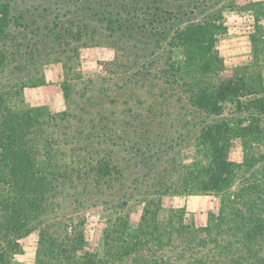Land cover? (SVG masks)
<instances>
[{
    "label": "rangeland",
    "instance_id": "obj_1",
    "mask_svg": "<svg viewBox=\"0 0 264 264\" xmlns=\"http://www.w3.org/2000/svg\"><path fill=\"white\" fill-rule=\"evenodd\" d=\"M191 24L211 36L197 50L177 39ZM0 61V108L39 109L47 184L27 234L0 227V264H121L168 225L227 215L240 189L264 202V0H0ZM193 77L223 90L218 114L192 103ZM219 123L250 132L231 142L232 185L198 193ZM261 240L240 264H264Z\"/></svg>",
    "mask_w": 264,
    "mask_h": 264
},
{
    "label": "trees",
    "instance_id": "obj_2",
    "mask_svg": "<svg viewBox=\"0 0 264 264\" xmlns=\"http://www.w3.org/2000/svg\"><path fill=\"white\" fill-rule=\"evenodd\" d=\"M209 36L205 26L191 24L179 33L177 39L187 50H197ZM200 78L193 77L191 83L192 103L199 109L218 114L223 90ZM260 106L263 109V102ZM38 110L27 105L18 112L0 108V227L12 232L13 238H20L30 231L29 224L46 198L47 184L36 167L28 140L30 130L36 125ZM248 132L236 134L220 123L202 131L201 139L209 146V155L198 168L196 177L190 179L196 185V192H221L232 185L236 169L228 158L231 142L234 138L248 137ZM239 192L237 200L242 196L247 198L235 202V208L227 206V215L221 211L216 218L211 216L205 227L198 229L181 223L179 226L168 225L166 237L133 244L122 255L121 259L127 258L121 264H216L226 257L239 260L237 264L249 258L256 260L251 253L253 247L258 251L263 247V197L253 198V192L242 194L241 189Z\"/></svg>",
    "mask_w": 264,
    "mask_h": 264
}]
</instances>
